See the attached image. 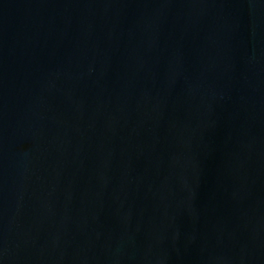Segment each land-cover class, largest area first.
<instances>
[{
	"label": "water",
	"instance_id": "obj_1",
	"mask_svg": "<svg viewBox=\"0 0 264 264\" xmlns=\"http://www.w3.org/2000/svg\"><path fill=\"white\" fill-rule=\"evenodd\" d=\"M0 264H264V0H0Z\"/></svg>",
	"mask_w": 264,
	"mask_h": 264
}]
</instances>
